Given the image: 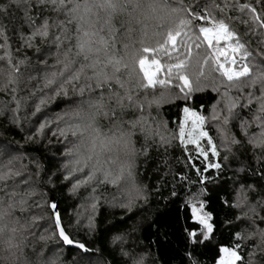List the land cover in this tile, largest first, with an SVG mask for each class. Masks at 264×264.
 I'll return each instance as SVG.
<instances>
[{"label":"trees","instance_id":"1","mask_svg":"<svg viewBox=\"0 0 264 264\" xmlns=\"http://www.w3.org/2000/svg\"><path fill=\"white\" fill-rule=\"evenodd\" d=\"M180 2L191 5L197 12L207 8L212 17L223 20L230 30L238 34V38L251 55L255 56L257 52L264 51V44L261 43L264 41V29L251 23L246 26L244 21L249 19L250 14L239 7L249 4L260 11L258 0H180ZM168 3L176 4L177 0H168ZM224 4L228 7L221 12L218 6ZM0 5H8L6 14L0 12V29L4 31V36H0V57H4L0 59V85L7 82L11 70L8 58L10 57L13 65L18 60L23 61L19 66L16 84L9 85L7 89L0 88V173L10 170L7 178L0 180V207L7 206L9 194H14L11 197L13 200H19L21 197L27 199L23 211L19 206L11 210V220L20 230L17 237L19 239L22 232L25 238L21 250L17 253L21 262L27 260L31 264H39L41 259L55 254L59 258L58 264H132V260L140 256H143L144 264H216L220 247H232L239 243L240 248L237 251L243 264H249V252L256 246L259 237L236 241L234 233L247 235L255 232L256 228L264 229V220L259 216H254L251 220L244 218L236 220L237 215H242L252 206L256 207L260 215H264V207L258 204V201L264 199L262 187L264 180L255 174L264 171V148L253 149L248 143V138L259 131L253 122V116H264L256 111V102L254 101L247 109L243 107L234 109L228 124L224 125L222 118L228 115L226 97L222 94L225 89L221 86L219 92L214 91L211 79L202 80L201 83L207 86L203 91L193 92L189 100L183 98L178 88H161L157 85L155 95L160 97L161 93L164 94L163 103L157 106L149 105L153 98V89L145 92L134 88L136 77H129L128 70L122 68L116 75L127 82L134 98L143 104L145 119L153 127L160 123L162 132L170 140V145L157 147L150 139L147 142L148 155L136 156L131 176L125 174L116 183H101L102 177L98 173L89 183L71 190L70 184L58 179L63 171L62 165L65 162L63 153L67 141L57 132V126L63 127V124H59L56 116L79 105L81 100L87 99L90 95L98 99L100 90L94 88L93 93L85 90L81 96L73 93L71 86H68L67 98L63 96L57 98L43 106L41 113L33 116V105L39 93L33 96L32 92L41 83L35 77L41 74L47 65L54 63L53 54L57 49L51 34L58 33L59 23L66 21V17L62 11L55 12L47 6H40L37 9L36 0H31L30 5L27 0H21L20 4H9V0H0ZM26 9H29L27 15L35 18L32 27L26 20ZM45 18H48L50 24L55 20L57 28L50 29L48 39L33 37L32 46L29 47L28 35L33 27H38ZM193 23L198 27L201 22ZM65 27L69 29L68 35L73 39L65 42L61 52L67 50L71 44L70 59L78 61L73 67H79L84 61L83 57L74 55L75 24L65 23ZM150 43L154 44V41ZM205 52L206 46L199 50L193 47V60L195 61L197 53L203 57ZM116 54L123 55L119 45ZM160 58L163 63L171 62L167 55ZM41 61H45V64H41ZM256 66L264 67V61L259 57H256ZM207 67L208 65H205L206 70ZM106 70L112 71L110 67ZM195 71H198V68L190 69L189 74L192 75ZM136 72L138 74V68ZM88 75H91L90 70ZM30 76L34 78L30 79ZM13 87L16 88L15 95L12 92ZM111 87L113 91L123 94V89L115 82L111 83ZM240 91L246 96L248 88ZM240 91L232 89L229 96L237 97ZM255 91L258 95L259 85ZM104 99L105 103H110L107 86L104 87ZM17 102L19 110L13 112ZM185 106L205 118L203 129L218 150V155L214 159L211 152H208L207 162L219 163L220 169L209 168L205 172L204 157L190 145L180 144L179 120L184 115L182 109ZM213 114L221 119L213 120ZM140 115L138 107L130 106L126 109L124 118L132 119ZM17 117L19 124L13 122ZM48 119L52 121L51 125L40 135H36L39 121ZM241 121L247 122L244 125L247 135L241 131ZM101 124L104 125L102 130L108 131V122L101 120ZM218 129H223V136ZM29 136L33 139L28 140ZM233 137L239 141L238 144H231ZM68 139L72 137L69 136ZM134 139L135 147L140 149L144 140L138 129ZM207 148L206 146L205 150ZM226 148H231V151H226ZM126 159L128 157L123 153L118 154L115 163L109 168L113 173L118 172L121 162ZM76 175L77 178L81 177L80 173ZM83 175H87V169ZM202 178H205L204 184L200 183ZM249 184L255 187L254 191L247 188ZM205 187L207 195L201 194L200 191ZM135 188L143 190L146 199L137 200ZM238 190L240 207L236 208L232 205L238 200ZM245 196L247 199H244ZM129 199L134 201L131 211L119 206L120 202ZM200 201L205 202V210L212 215L210 223L213 224V233L210 234L209 241L193 244L188 239V232L195 230L199 235L203 229L191 219L188 205L195 204L198 207ZM51 202L57 203V211L66 234L73 241L84 244L89 252L66 248L59 240L50 216L52 211L47 206ZM89 203L96 205L95 208L91 206V216L86 212ZM79 213L88 216L87 225L75 224ZM90 223L92 227L88 226ZM122 249L129 255H122ZM5 254L0 252V255ZM251 260L252 264H264V251L257 248ZM0 264L4 262L0 261Z\"/></svg>","mask_w":264,"mask_h":264},{"label":"snow or ice","instance_id":"2","mask_svg":"<svg viewBox=\"0 0 264 264\" xmlns=\"http://www.w3.org/2000/svg\"><path fill=\"white\" fill-rule=\"evenodd\" d=\"M20 2L21 0H9V4H20ZM27 2L29 5L31 4V0H27ZM258 4L260 11L249 4L239 7L250 14L249 19L244 21L246 26L251 23V25H258L260 29H264V0H258ZM40 6H47L55 12L62 11L66 21L60 22L58 26L55 20L50 24L48 18H45L38 27H33L27 37L28 46L31 47L33 37L39 36L42 40L48 39L50 29L59 27L58 33L51 34L57 49V52L53 54L55 61L52 65H47L45 70L35 77L41 83L32 92L33 96L39 93L33 105L32 115L36 116L41 113L43 106L52 103L61 96L67 98L68 86H71L73 93L81 96L85 90L89 93H93L94 88L100 90L98 99L90 95L87 99L81 100L79 105L64 110L56 116L59 124H63V127L57 126V132L67 141L63 153L65 157V162L62 165L63 171L58 179L70 184L71 190L89 183L98 173L102 177L101 183H116L125 174L131 176L136 156L138 154L148 155L149 145L147 142L150 139L156 143L157 147L170 145V140L162 132L160 123L153 127L145 119L143 104L138 103L134 98L127 82L122 81L116 75L122 68L128 70L129 77H136L134 88L145 92L148 89H153V98L149 101V105L160 106L163 103L164 94L161 93L160 97L155 95L157 85L161 88H178L183 94V98L189 100L192 98L193 92L203 91L207 86L201 83L202 80L211 79L214 91L219 92L221 86L225 89L222 94L226 97L228 115L222 118L224 125L228 124L234 109L237 107L247 109L254 101L257 104L256 111L264 114V67L256 66V57L264 61V51L257 52L255 56L251 55L245 44L238 38V34L230 30L223 20L212 17L207 8L197 12L196 9H192L191 5H185L180 0H177L176 4H170L168 0H36L37 9ZM7 7L8 5H0V12L6 14ZM218 7L223 12L228 5L224 4ZM28 10H25L26 20L32 27L35 24V18L27 15ZM194 21L201 23L197 27L193 23ZM65 23L75 24L74 55L83 57L84 61L80 63L79 67H73L74 63H78V61L74 62L70 59L71 44L67 50L61 52L65 42H70L73 39L68 35L69 29L65 27ZM0 36H4L3 29H0ZM151 41H154V44L150 43ZM261 43L264 44V41ZM222 44L223 46H221ZM117 45L123 51V55L116 54ZM204 46H206L205 55L200 57L197 53L194 61L193 47L199 50ZM164 55H167L171 62L163 63L160 57ZM3 58L0 57V59ZM8 59L11 70L8 73L7 82L0 85V88L3 89L16 84L19 66L23 63L18 60L13 65L10 57ZM41 64H45V61H41ZM205 65H208L207 70ZM109 67L112 69L111 72L106 70ZM194 67L198 68V71L190 75L189 70ZM88 70L91 71V75H88ZM161 76L164 78H160ZM29 78L34 77L30 76ZM112 82L123 89V94L113 91ZM257 85H259L258 95L255 91ZM105 86L108 87L110 103H105ZM245 87L248 88L246 96L243 91H240ZM232 89L240 91V95L229 96ZM15 91L16 88L13 87V95H15ZM113 101L114 103H112ZM130 106L138 107L141 115L125 119V111ZM18 110L19 103L17 102V107L12 111ZM182 112L184 115L179 120L180 144L195 146L197 153L204 157L203 170L205 172L209 168L220 169L219 163L207 162L208 152H211L214 159L218 155V150L209 134L203 130L205 118L188 106L183 107ZM152 119L155 120L154 117ZM212 119L221 118L213 114ZM101 120L108 122V131L102 130L104 125L101 124ZM13 122L19 124L18 117ZM189 122L191 129L186 130V124ZM253 122L256 123L259 131L248 138V143L253 149L264 148V116L254 115ZM51 123L50 119L40 120L36 128V135H40ZM245 123L247 122L241 121V131L247 135ZM137 129L144 140L140 149L135 147L134 137L137 135ZM49 130L51 129L49 128ZM218 130L223 136V129ZM53 134L55 135V133ZM69 136L72 139L69 140ZM27 139L32 140L33 137L29 136ZM202 139H207V150L200 147ZM238 143L239 141L234 137L231 139V144ZM226 151H231V148H226ZM120 153H123L128 159L121 162L118 172L113 173L109 166L115 163L117 155ZM85 169H87V175H83ZM77 173L81 174L80 178H77ZM9 174L10 170L0 173V180H5ZM255 174L264 180V171ZM204 179L200 180L201 184H204ZM247 188L255 190L251 184L247 185ZM200 191L203 195L208 194L206 187ZM135 194L137 200L146 199L143 190L139 188H135ZM12 195L14 194H9L7 206L0 207V252L6 253L0 255V261H3L4 264H31L27 260L21 262L17 256L25 238L21 232L18 239L17 234L20 230L11 220V210L19 206L23 211L27 199L21 197L19 200H13ZM237 197L238 200L232 207H240L239 190ZM244 199L247 197L245 196ZM133 203L134 201L129 199L126 202H120L119 206L131 211ZM258 204L264 207V199L258 201ZM47 206L52 210L50 216L54 219L55 232L58 234L59 240L64 245H74L82 252H89L90 250L84 244L73 241L66 234L57 211V203L51 202ZM95 206V204L92 205L93 208ZM188 208L191 212V219L203 229L199 235L195 230L189 231V241L193 244H203L209 241L210 234L213 233V224L210 223L213 218L205 210V202L200 201L198 207L195 204H189ZM254 216H259L261 220H264V215H260L255 206L244 211L242 215H237L236 220L239 221L242 218L251 220ZM252 222L255 223L254 220ZM88 226L92 227L93 225L90 223ZM254 236L259 239L253 250L249 252V264H252L251 258L255 255L257 248L264 251V247H262L264 246V229L256 228L255 232H250L247 235L239 232L234 233L236 241L248 240ZM239 248V243L232 247H220L216 264H238V262L243 264L237 251ZM121 254L129 255L124 249L121 250ZM58 260L59 258L53 254L41 259L39 264H58ZM132 264H144L143 256L134 258Z\"/></svg>","mask_w":264,"mask_h":264},{"label":"rangeland","instance_id":"3","mask_svg":"<svg viewBox=\"0 0 264 264\" xmlns=\"http://www.w3.org/2000/svg\"><path fill=\"white\" fill-rule=\"evenodd\" d=\"M191 129V123H187L186 124V130H190ZM204 130V129H203ZM192 148H195V146L193 145H190ZM206 146L208 147V144H207V139H202L200 141V147L203 148L204 150L206 149ZM196 150V149H195ZM121 201V200H120ZM92 205L89 203L88 206H86V212L88 213L89 216H91V212H92ZM76 217H78V220L76 221V225L78 226V224H81V225H87L88 224V216L84 215L83 213H79Z\"/></svg>","mask_w":264,"mask_h":264},{"label":"water","instance_id":"4","mask_svg":"<svg viewBox=\"0 0 264 264\" xmlns=\"http://www.w3.org/2000/svg\"><path fill=\"white\" fill-rule=\"evenodd\" d=\"M52 211V210H51ZM53 221H54V219H53ZM54 225H55V223H54ZM63 227V226H62ZM58 235V234H57ZM62 242V241H61ZM63 243V242H62ZM66 248H73V249H78V248H76L74 245H64ZM78 250H80V249H78ZM81 251V250H80Z\"/></svg>","mask_w":264,"mask_h":264}]
</instances>
